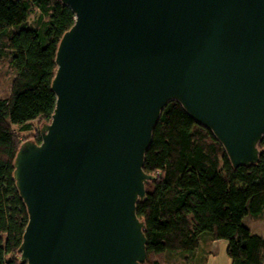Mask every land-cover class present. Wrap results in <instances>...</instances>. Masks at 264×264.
<instances>
[{
	"label": "water",
	"instance_id": "1",
	"mask_svg": "<svg viewBox=\"0 0 264 264\" xmlns=\"http://www.w3.org/2000/svg\"><path fill=\"white\" fill-rule=\"evenodd\" d=\"M60 1L75 24L56 53V108L13 165L28 214L20 261L146 264L137 206L170 103L213 133L234 169L260 161L264 0Z\"/></svg>",
	"mask_w": 264,
	"mask_h": 264
},
{
	"label": "trees",
	"instance_id": "2",
	"mask_svg": "<svg viewBox=\"0 0 264 264\" xmlns=\"http://www.w3.org/2000/svg\"><path fill=\"white\" fill-rule=\"evenodd\" d=\"M15 3L35 18L31 26L6 28L9 18L0 0V67L6 63L14 74L10 94L0 98V264H22L19 249L28 224L13 179L24 140L13 128L29 132L33 121L51 122L56 53L75 24V15L60 0ZM29 31L35 44L27 41ZM35 142L41 143L40 134ZM259 147L258 164L234 169L210 130L179 103L166 107L145 157L144 171L154 180L137 206L146 226V264H162L173 255L190 261L205 234L228 243L231 264H264V239L243 223L249 215L264 216V141Z\"/></svg>",
	"mask_w": 264,
	"mask_h": 264
},
{
	"label": "rangeland",
	"instance_id": "3",
	"mask_svg": "<svg viewBox=\"0 0 264 264\" xmlns=\"http://www.w3.org/2000/svg\"><path fill=\"white\" fill-rule=\"evenodd\" d=\"M3 10L7 13L9 17V24L6 26L8 29H13L16 26H22L23 24H27L31 26L33 24V20L35 18L34 15L28 17L26 13L20 8L15 0H3ZM27 41L30 44H35L36 40L33 37L32 33L27 32ZM14 78V74L9 69L8 65L4 63L0 67V98L7 97L11 91V84ZM43 122L41 120H36L31 123V131L24 132L17 126L13 128L14 132L20 136L22 140L35 141L38 134H40V130L42 128ZM244 225L249 228L254 235H257L264 239V216L258 215L253 216L249 215L244 219ZM204 238V237H203ZM228 243L226 241H222L220 244L219 253L217 254V258L214 259L213 255L208 253L209 246H207L204 242V239L201 241V245L197 250V254L200 256V261H196L195 264H231L230 259L227 255ZM208 253V254H207ZM186 256H178L173 255L168 258V261L163 262L162 264H192L194 259L192 257H188L191 260L188 261L185 259Z\"/></svg>",
	"mask_w": 264,
	"mask_h": 264
},
{
	"label": "crops",
	"instance_id": "4",
	"mask_svg": "<svg viewBox=\"0 0 264 264\" xmlns=\"http://www.w3.org/2000/svg\"><path fill=\"white\" fill-rule=\"evenodd\" d=\"M6 15H7V13H6ZM7 17H8V15H7ZM203 237H202V239H204L205 244L207 246H209L208 253L210 255H213V258L216 259L217 258V254L219 253L220 244H222V241H212V238H211V236L209 234H205V235H203ZM202 239H201V241H202ZM200 245H201V242H200ZM200 245H199V247H200ZM197 250L194 252V254L192 256V258L194 259V262L200 261V256H199V254H197Z\"/></svg>",
	"mask_w": 264,
	"mask_h": 264
}]
</instances>
